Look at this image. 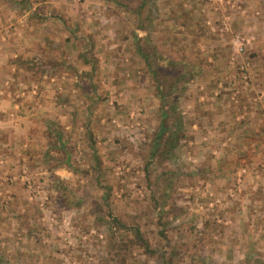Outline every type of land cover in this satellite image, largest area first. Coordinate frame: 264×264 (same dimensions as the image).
Returning a JSON list of instances; mask_svg holds the SVG:
<instances>
[{
	"label": "rangeland",
	"instance_id": "1",
	"mask_svg": "<svg viewBox=\"0 0 264 264\" xmlns=\"http://www.w3.org/2000/svg\"><path fill=\"white\" fill-rule=\"evenodd\" d=\"M140 1L0 0V264H120L111 252L113 238L126 242L132 227L150 251L128 248L123 264H164L161 251L167 259L175 253L173 264H264V143L257 149L261 163L234 161L225 151L234 150L235 130L223 122L232 141L217 151L210 144L213 110L204 111L203 121L200 109L224 85L210 78L219 70L216 60L238 80L242 62L250 74L258 52L264 60V0H146L138 19ZM132 33L145 50L155 49L154 68L167 59L175 65L166 75L177 68L194 72L178 99L186 137L175 157L164 149L150 153L159 102ZM235 38L244 48L236 59ZM46 39L62 46L61 58L72 69L43 66L32 75L20 67L12 74L11 61L30 59L42 45L56 56ZM78 54H87L91 65H82ZM253 83L244 93L249 86L237 81L234 100L231 95L223 103L239 125L245 99L261 87ZM23 117L32 123L31 134L15 131ZM54 131L68 140L70 169L46 164L45 155L39 160ZM60 189L84 202L64 208ZM66 218L70 245L62 235ZM116 219L125 229L116 228Z\"/></svg>",
	"mask_w": 264,
	"mask_h": 264
},
{
	"label": "trees",
	"instance_id": "2",
	"mask_svg": "<svg viewBox=\"0 0 264 264\" xmlns=\"http://www.w3.org/2000/svg\"><path fill=\"white\" fill-rule=\"evenodd\" d=\"M148 1L141 0L140 3L137 5L136 9L134 10V13L137 15L138 19H140V11L143 9L144 5H146ZM147 18V16H146ZM58 22L62 23V18L58 17L56 18ZM67 27V26H66ZM137 28L141 29L143 28L140 24V21L138 20ZM65 35L70 36L73 39V36L71 33H69L68 28H65L63 30ZM67 37V38H68ZM90 39V37H89ZM91 40V39H90ZM47 43L53 44V40H45ZM132 41H134L135 44V53L138 56V59L141 60L144 64V66L147 67L148 71L150 72L152 76V80L154 82V90H155V96L156 99L159 102V124L154 132V137L150 141V153L154 157L156 153H158L161 149H164L165 154L168 158L175 157L177 154L178 148L181 146V142L183 139H185L186 134L184 131L185 128V120L180 116L179 108H178V99L179 96H181V93L183 92V86L186 85L187 80L186 78H190L194 75V72H186L184 70L180 69H173L171 70L174 72L171 76L166 75L169 74L168 72H165L167 69L171 66L175 65L173 61L165 60L164 65H159V67H153L152 60L158 59L157 53L155 52V49L152 47H148L147 50L144 49L142 45H140L141 37L139 34L132 33ZM69 45L67 46V49H69ZM56 52V56H54L53 59H51V55L48 54L49 50H45L43 45L39 49L38 52H35L32 57L28 60H21L16 59L12 64H14V74L15 76L18 75V71L21 68H24L27 72H30L32 75L35 74V70L41 69L43 66H49L48 68L51 69V71H54L55 69L62 68V72H68L72 69V65H67V60H63L61 58L62 55V46L54 42L53 48ZM87 54H78L77 59L82 61V65H91V62L86 58ZM59 59V61L57 60ZM9 63V64H11ZM16 63V64H15ZM75 67V66H74ZM53 69V70H52ZM49 71V72H51ZM34 72V73H33ZM227 87L223 85L222 90L218 93L217 96H214V99H222V95H226L225 99H230V96L235 91L233 90H226ZM179 93V95H178ZM243 123L242 121L240 122ZM48 128V126H47ZM51 128V127H50ZM48 128L52 131V129ZM54 140L50 142L49 148H47L45 155V162L46 164H51L58 168H66L70 169V161H71V148L68 146V140L63 139L62 133L54 131ZM50 150H55L59 152L61 155L58 158H52L49 155ZM96 166H94V169L98 170L99 162L95 161ZM59 188V185H58ZM59 201L66 209H77L83 202L84 199L81 197L73 196L71 193H69L68 190L60 189L58 191ZM98 207V206H97ZM98 210H101L99 207ZM114 224L116 225V228L125 229L124 222L122 220H114ZM129 231L131 232L130 237L126 240V242H122L123 238H120L119 240H115L113 238L112 246H111V252L112 255L118 256V260L120 264L124 263V256L122 255L123 252H125L128 248H140L145 253H148L150 251V246L147 238L143 235V233L140 232V230L136 227L129 228ZM165 238V236H163ZM160 257L163 259L164 264H173L172 260L173 257H175V253L172 252L165 257L166 253L164 251H161ZM111 255V256H112ZM0 263H2V259H0ZM245 264H250L248 261Z\"/></svg>",
	"mask_w": 264,
	"mask_h": 264
},
{
	"label": "crops",
	"instance_id": "3",
	"mask_svg": "<svg viewBox=\"0 0 264 264\" xmlns=\"http://www.w3.org/2000/svg\"><path fill=\"white\" fill-rule=\"evenodd\" d=\"M28 38L31 39L30 37H28ZM257 56H258L257 59H259V61H258V63H254V65H256L257 68L255 70H254V68H252L251 73L249 74L248 81L249 82L251 81V84H252V82H254L253 84L260 85L261 87L256 86V88H258L259 90H255L253 88L254 91H256V94L255 95L251 94L249 97H247L248 99H245L246 104L242 105V111L243 112L241 114L244 115L245 116L244 119H246V121H248L247 126H245L246 121L244 119H241L243 122L242 125H239V122H234L235 120L236 121L239 120V116H238V118L237 117L233 118V116H228V115H232V114L230 112L231 109H229L228 112H226V110H225V108L228 107L227 106L228 104L226 103L225 105H223L225 98H226V95H222V97H221L222 99H219L220 101H218V99H214L211 96L208 99V96H206V95H209V94H207L209 92H207L205 97L208 99L207 102H209V106H207V104H203V105H206V107L205 106L200 107L201 114L203 115L202 118H204V119H202L203 121H207V119H205L206 114L204 113V111L205 110L206 111L213 110L211 112V114H212L211 117L214 120H212V118H210V119L208 118V121H210V122L212 121L211 126L213 127L211 129L212 141H210V144H212L213 146H217L215 148L217 151L220 150V148H222L221 143L224 142L225 136L227 138V134H228L227 131L235 130V134H234L235 137H232V139H233L232 149H234V150H232V152H230V150L229 151L226 150L225 156L231 157L234 161H238V162L239 161H247V163H248V162H250V160H252V162H256V161L260 162L261 155H260V153H258L257 149H259L261 144L264 143V60L262 61V59L260 58L259 52H258V55L257 54L255 55L254 59ZM210 60H211V58H210ZM216 62H217L216 65L219 67V70H217L214 74L213 73L210 74L211 79H213L215 82L217 80H219L220 82H223L224 85L227 87L226 90H229V89L232 90V88L235 86L237 81H239L245 87H246V85L249 86V89H246L247 91H244V93L245 92L248 93L251 91L249 83L246 82V84H245L241 79L238 80L237 78H235L237 75H234V76L231 75L230 76L229 74L227 75L226 72H223L221 70L220 65L223 64L222 58H221V60L220 59L218 61L216 60ZM240 85H239V87H240ZM219 92H220V90H219ZM17 121H21V126L19 125V127L17 129H15V131H18V132H21L24 134H31L32 133V131H33L31 128L32 123L28 120L27 117L19 118ZM223 122L227 124L225 126V129L227 131L224 130L226 132V134L224 131H222ZM239 126H241V128H238ZM220 132H222V133H220ZM223 137H224V139H223ZM37 138L39 140L36 143H38L40 146L44 145V144H42L44 139L42 140L41 134ZM229 138H230L229 142H231L232 139H231V137H229ZM42 153L43 152L40 151V155L38 156L40 161H42V157L44 156V154H42ZM214 153H215V151H214ZM262 160L264 161V158ZM39 164L41 165V162ZM37 170L43 171L42 168L37 169ZM14 253H15L14 255L19 256L18 253H22V251L19 250V251H17V253L14 251ZM11 254H9V255H11ZM24 257H26V256L24 255Z\"/></svg>",
	"mask_w": 264,
	"mask_h": 264
},
{
	"label": "built area",
	"instance_id": "4",
	"mask_svg": "<svg viewBox=\"0 0 264 264\" xmlns=\"http://www.w3.org/2000/svg\"><path fill=\"white\" fill-rule=\"evenodd\" d=\"M232 50H233V54H234V58L237 56H239V55H241V54H243V52H244V48H243V46H242V43L240 42V40L238 39V38H235L234 40H233V42H232ZM236 57V58H237ZM235 58V59H236ZM235 60H233V59H231V62H230V64H232L233 62H234ZM241 66H240V70H241V72H240V75H239V79H241L245 84H246V82L247 83H249V81H248V79H249V74L248 73H246V71H247V64H245V62H242V64H240ZM247 86V85H246ZM235 95V94H234ZM234 95H232L231 96V100H234ZM23 96H24V93H23ZM138 125V124H137ZM202 141H207V138H202ZM230 141V138H226V142H223L222 143V146H224V145H226V143L227 142H229ZM206 143V142H205ZM215 154V153H214ZM116 171H120L119 170V168H117V170ZM246 172V169L245 168H241L238 172H237V189H238V187H240L239 186V184H240V178H241V176H243V174ZM117 173H120L121 174V172H115V174H117ZM28 184V183H27ZM27 188L28 189H31V186L28 184L27 185ZM32 196L33 197H35L34 196V194H32ZM32 196L31 195H28V199H32ZM68 220H67V218H66V220H62V224H63V226H64V228H63V231H62V235H63V240L66 242V244H71L72 243V241H71V239H70V236H71V233H70V228H69V226H68ZM90 261H91V259H90Z\"/></svg>",
	"mask_w": 264,
	"mask_h": 264
}]
</instances>
